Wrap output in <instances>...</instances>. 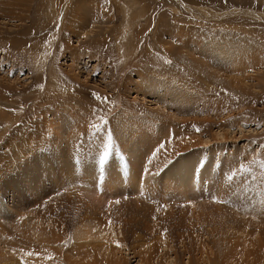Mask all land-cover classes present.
<instances>
[{"label": "rangeland", "instance_id": "374dc122", "mask_svg": "<svg viewBox=\"0 0 264 264\" xmlns=\"http://www.w3.org/2000/svg\"><path fill=\"white\" fill-rule=\"evenodd\" d=\"M0 6V264H264V0Z\"/></svg>", "mask_w": 264, "mask_h": 264}, {"label": "bare ground", "instance_id": "6f19581e", "mask_svg": "<svg viewBox=\"0 0 264 264\" xmlns=\"http://www.w3.org/2000/svg\"><path fill=\"white\" fill-rule=\"evenodd\" d=\"M16 1V0H15ZM1 9H3V7H1L0 6V10ZM5 10L3 9V12H4ZM2 12V13H3ZM78 24H79V22H78ZM217 39V38H216ZM220 41V40H219ZM219 41H217V42H213L212 43V41H210L209 42V46H210V49L212 50V51H214V55L216 54V48H217V51L219 52V53H221L222 55H225V51H223L221 48H220V46H218L219 45ZM230 41V40H229ZM222 45V44H221ZM242 46L243 45H245V42H243L242 41V44H241ZM204 47H205V45H203ZM243 47H245V46H243ZM231 49V48H230ZM238 49V48H237ZM229 50V49H228ZM229 52H231V51H229ZM227 55V54H226ZM183 54H182V58H183ZM184 57H186V56H184ZM191 57V56H190ZM220 57V56H219ZM192 58V57H191ZM224 58L225 59H227L225 56H224ZM190 58H188V60H189ZM180 60V59H179ZM190 60H192V59H190ZM193 62H194V60H192ZM183 62H185V60L183 61ZM197 65H199L200 67H201V65L200 64H197ZM199 69V68H198ZM216 76V75H215ZM211 77H213V75L211 76ZM200 81V80H199ZM183 84H184V82H183ZM154 85V84H153ZM161 87V86H160ZM163 90H165L164 92L166 93V88L165 89H163ZM53 128V127H52ZM54 130V129H53ZM126 152H128L129 151V149H127L126 148V150H125ZM132 151V150H131ZM71 157V156H70ZM69 157V158H70ZM77 158H79V156L77 155ZM85 158H87V156H85ZM88 159V158H87ZM90 160V159H89ZM92 160V159H91ZM134 160V159H133ZM79 162V161H78ZM99 162V161H98ZM197 162H198V160H197ZM92 164H93V162H92ZM137 164V163H136ZM184 164V163H183ZM199 164V163H198ZM134 165V164H133ZM137 165H139V164H137ZM187 165V164H186ZM193 165V164H192ZM136 166V165H135ZM95 167V166H94ZM138 167V166H137ZM184 168H182V170H183ZM195 169H196V167H195ZM199 169V168H198ZM15 171V170H14ZM148 172V171H147ZM91 173V172H90ZM130 173L132 174V172H131V170H130ZM196 172H193V174H195ZM94 174V173H93ZM93 174L91 173V174H89V175H87V173H86V177L87 178H89L90 177V179H93V178H95L94 176H93ZM13 175V174H12ZM61 175V174H60ZM91 175V176H90ZM191 175V174H190ZM197 175V174H196ZM11 176V175H10ZM84 176V175H83ZM144 176V175H143ZM192 177L195 179L196 177H194L193 175H192ZM83 178V177H82ZM24 180V179H23ZM14 181H16L15 179H12V183L14 182ZM6 187H10V182H9V184L6 186ZM146 188V187H145ZM10 191V190H9ZM22 193V192H21ZM0 207H2V205H1V203H0ZM3 208V207H2ZM2 208H0V212L2 213V211H3V209ZM4 214H6L5 212H4ZM4 216V215H3ZM21 221H22V218H21ZM12 224V223H11ZM24 224V223H23ZM19 225L20 226H22V223H19ZM18 225V226H19ZM112 228V227H111ZM21 229V228H20ZM35 229V228H34ZM90 232V231H89ZM89 232L88 231H83V238H88V237H90V234H89ZM23 233H24V231H23ZM7 235H9V234H7V232L5 231V230H2V228L0 227V239L1 240H4L5 241V243L8 241V238H7ZM24 236V235H23ZM1 237H3V238H1ZM13 237L15 238V239H18V240H20V238H19V236H18V234L16 235L15 233H14V235H13ZM10 238H11V236H10ZM11 240V239H10ZM4 241H3V243H4ZM15 241H17V240H15ZM14 241V239H13V242H15ZM2 242V241H1ZM10 243V242H9ZM8 243V244H9ZM19 243V242H18ZM13 245H14V243H13ZM17 247V246H16ZM111 247V246H110ZM17 250H18V248H17ZM83 253V255H81V257H80V261L78 262V264H91V262L89 261V254L87 253V252H82ZM23 255V254H22ZM48 256V255H47ZM37 258V257H36ZM40 259V258H39ZM91 259V258H90ZM18 260V261H17ZM17 262H19V261H21L20 260V258H17ZM23 260V259H22ZM41 262V261H40ZM36 263V262H35ZM34 263V264H35ZM42 263V262H41ZM44 263H45V260H44ZM43 263V264H44ZM49 262L47 261L46 262V264H48ZM50 263H52V261H51V259H50ZM4 264H7V263H4ZM36 264H38V263H36ZM76 264V263H75ZM119 264V263H118Z\"/></svg>", "mask_w": 264, "mask_h": 264}, {"label": "snow or ice", "instance_id": "6c2138e0", "mask_svg": "<svg viewBox=\"0 0 264 264\" xmlns=\"http://www.w3.org/2000/svg\"><path fill=\"white\" fill-rule=\"evenodd\" d=\"M101 162H103V161H101Z\"/></svg>", "mask_w": 264, "mask_h": 264}, {"label": "water", "instance_id": "95a60500", "mask_svg": "<svg viewBox=\"0 0 264 264\" xmlns=\"http://www.w3.org/2000/svg\"><path fill=\"white\" fill-rule=\"evenodd\" d=\"M196 175V174H195Z\"/></svg>", "mask_w": 264, "mask_h": 264}]
</instances>
